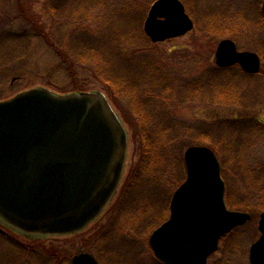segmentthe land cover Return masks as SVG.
I'll return each instance as SVG.
<instances>
[{
	"label": "rangeland",
	"instance_id": "1",
	"mask_svg": "<svg viewBox=\"0 0 264 264\" xmlns=\"http://www.w3.org/2000/svg\"><path fill=\"white\" fill-rule=\"evenodd\" d=\"M53 1L50 2L49 6L50 8L53 6L51 11L45 5L46 0L27 2L29 8H31V16L35 17L40 24L39 26L49 36L52 32V23L55 21L53 28L57 31L54 32L55 36L52 37L51 41L56 44V42L59 43L60 40L64 39V46L67 50L70 49L71 42H66L70 41L69 36L72 33H76V25H80L81 28L88 31L91 37L88 39L91 44H99L101 40L99 51L102 52V58L108 59L104 66L109 67L107 62L111 63V68H109L112 76H108L111 80L108 84L102 80L103 74L99 70L100 67L96 63V58L87 59L90 61L86 65L74 64L72 67H68L57 55L54 46L52 45V47L49 43L43 42L40 37L36 36L37 34L33 35L29 32L26 36L19 37L17 32H19L20 27L25 26V24H22L21 16L13 8V1L0 0V101L8 100L20 92L33 88H45L55 94L71 92L103 93L127 132L128 141L123 176L113 199L106 205L99 217L87 226L82 232L83 234L75 238L69 239L59 236L42 238L21 234L0 220V234L6 235L0 236V264L6 263V257L11 255L9 253L4 256V249L8 251L9 245H15L18 248L21 244L28 246L29 255L34 261L32 263L39 264L38 252L40 250L36 243L37 240L45 241L47 246L59 249L65 258L61 264H70L72 255L90 251L89 248L93 240H87V238L94 235L93 233L100 230V228H104L108 221L110 222L113 214L110 210L124 183L132 175L131 171L137 165L142 154L136 120L131 114L132 98L127 96L129 92L126 93L122 89L119 84L120 81L113 80V77H126L140 84V81L145 79L144 74L146 76H161L166 72L173 78H171L172 83L180 82V85L185 86L184 92L186 94L193 86L197 92L195 94L197 100H189L191 95L187 94V101L180 103L178 99L180 90L177 86L176 89H173L174 97L166 104H173L170 106L175 116L172 119L178 117L185 121L195 120V122H200L202 125L200 127L207 129V132L212 123L228 120L236 122L238 119L245 117L259 119L264 122V101L260 102L258 106L257 104L250 105L252 103L250 101L251 95L255 94L252 95L251 98H253L256 97L257 93L264 91L263 81H257L260 78L256 77L250 85V79L243 75L237 78L234 76L223 78L220 80V83L223 84L229 81L236 83L238 80V86L236 87L239 88L238 90L242 92V95L236 96V99L233 97L230 102L221 103L210 100L215 99L221 92L232 93L229 92L231 86H228V90L218 91L217 88L215 89L212 86L209 90L208 88L205 89L203 84V80L207 79L209 66H214V51L222 40L231 39L236 43L239 51H260L264 62V20L259 8L262 0H180L184 3L186 13L194 23L193 30L184 36L158 43L151 42L143 31V23L149 8L156 0H82L84 8L81 9L80 7V10L85 13L82 15L80 10H77V15H68L67 13L71 11L66 4L64 5L62 1L56 0L55 7ZM55 17L62 19L64 22L62 23ZM109 31L117 37L113 38L112 34L105 37L104 35ZM140 31L143 32L149 43L151 42L154 45L152 49L145 45V41L142 42L137 38L139 37L138 34H141ZM94 36L97 38H93ZM83 37L82 34L77 36L79 40ZM135 54H138V56L135 57ZM154 70L156 74H154ZM237 71H239L237 67L231 68L226 75H234ZM261 71L264 72V65H262ZM203 72L205 73L202 74ZM223 94H220V96ZM227 96L229 95L224 94V97L221 98L226 99ZM240 97L241 100H239ZM247 97L248 100H246ZM243 98L244 100H242ZM176 101L179 103H175ZM241 124L243 126V123ZM233 125L232 127L241 130V128L235 126V123ZM259 130L255 135L257 138L248 143V146L245 145V149L241 152V163L236 161L238 157L236 152L239 151L237 149L239 146L230 148V145L225 144V147L222 148L221 144L224 145L223 141H226L222 137L223 135H220L222 130H210L212 136L208 137V134H206V137L204 136L206 141L208 139L213 141L215 145L213 146L217 150L216 154L224 166L222 177L226 184L225 201L228 209L246 211L248 207L252 212H249L251 220L239 227L235 234L224 239L222 248L219 243L216 253L209 257L207 264H249L248 249L260 235L257 225L259 216L264 210L261 211V208L257 206L259 204L257 203L259 183H255L256 185L253 184V187L249 188L247 185L239 183L238 180L244 182L245 178L248 177L245 169L260 168L264 164V128L260 127ZM246 138L249 139L244 135L243 139ZM181 142L182 140L179 141L174 152L182 158L183 151L192 145L186 146ZM239 163L242 166L240 169H238ZM237 173L240 179L236 178ZM171 174L178 176L175 167L171 170ZM140 179L138 187H128L126 191L131 189L135 194L137 192L148 194L154 200L157 198V196H154L155 193L159 195L164 185L168 183L164 180L165 182L163 181L160 186L150 188L145 186L148 183L146 177ZM128 193H126L125 199ZM168 205L169 200L156 204L152 208L154 215H161L164 211L163 208ZM136 206L135 202L133 207ZM112 227L113 224L110 226V231ZM137 234L140 237L141 234L142 237L146 235L141 230ZM7 237L10 240H7ZM127 241L123 247L120 244L114 246L112 244L113 247L108 246L106 249H112L113 254H118L121 264H136L137 259L135 260V256L143 251L148 243L140 241V239L129 240L128 238ZM96 245L95 251L102 258H100L101 261L110 264V260L114 258L113 255L110 253L105 254V256L104 253L98 252L101 250L100 244ZM10 251L13 255L12 249ZM14 253L17 256L19 255L18 250ZM95 257L97 258V256Z\"/></svg>",
	"mask_w": 264,
	"mask_h": 264
},
{
	"label": "water",
	"instance_id": "2",
	"mask_svg": "<svg viewBox=\"0 0 264 264\" xmlns=\"http://www.w3.org/2000/svg\"><path fill=\"white\" fill-rule=\"evenodd\" d=\"M264 17V0L261 3ZM193 22L179 0H156L143 31L153 43L181 37ZM219 67L234 64L259 71L253 52H238L233 41L219 42ZM127 132L101 92L55 94L33 88L0 101V219L29 234L70 236L99 217L120 185ZM185 180L173 192L169 217L148 238L162 264H207L219 239L251 216L228 210L216 154L206 146L183 152ZM249 264H264V211ZM70 264H99L88 252Z\"/></svg>",
	"mask_w": 264,
	"mask_h": 264
},
{
	"label": "trees",
	"instance_id": "3",
	"mask_svg": "<svg viewBox=\"0 0 264 264\" xmlns=\"http://www.w3.org/2000/svg\"><path fill=\"white\" fill-rule=\"evenodd\" d=\"M13 1V8L16 9V13L19 14L22 18V24H25V26L22 28L20 27L19 32H17L19 37L26 36L27 33L31 32L33 35L37 34L36 36L40 37L43 42L46 44L49 43L51 46H54V49L57 52V55L61 58L62 62L67 64L68 67H72L74 64L76 65H86L89 64L87 59L96 58V63L99 64L98 67H100V71H102V80L106 82L107 84L111 80L108 76L111 75V63L107 62V65L110 67H105L104 63L108 59H104L101 57L102 52L99 51V48L101 46V40L99 44L93 45L89 42L88 38H91L89 36V33L84 28H81L80 25H76V33H72L69 36L70 41V49L67 50L66 46H64V39L60 40V42H52L51 39L53 36H55L56 29L53 28V22L50 32L51 36H49L47 33L44 32V29L39 26V22L35 19L34 16H31L30 11L31 8H29V5L27 2H30L31 0H11ZM53 0H46V6L49 9V11L52 10V7L50 8V2ZM56 0L53 1V5L56 7ZM66 4L67 8L70 9L71 12H68V15H77V10L83 9L84 2H81L82 0H60ZM52 5V4H51ZM87 6V5H86ZM88 7V6H87ZM81 15L85 14L82 10ZM67 16V15H66ZM55 19H57L55 17ZM64 22L62 19H57ZM60 25L59 23H57ZM19 28V27H18ZM61 30V28H60ZM141 34L137 37L142 42L145 41V45L150 47L154 46L149 43V40H147L143 34L142 31H140ZM79 33V34H78ZM83 35V39L79 40L77 38L78 35ZM112 34L113 38H116L117 35L114 33H111L110 31L107 32L104 36ZM143 36V37H142ZM93 38H97L94 36ZM68 40V39H67ZM51 42V43H50ZM52 46V47H53ZM121 48V47H120ZM138 54H135V57H137ZM115 60V59H114ZM136 61V60H135ZM134 62V61H133ZM104 66V68H103ZM207 71V79L203 80V84L205 85V89L208 88V90L212 87H215L216 90L222 91V90H228V86L230 85L231 88H238V80L236 83L234 82H227V83H220V80H222L225 77L230 76V74L226 75L227 72H229V69L223 70L218 69L214 66H209ZM106 69V70H105ZM239 70V69H238ZM99 71V72H100ZM70 72V70H69ZM154 74H156L155 70L153 71ZM151 72V73H153ZM203 72L202 74H204ZM238 74L234 75V77H238L243 75V73L239 70L237 71ZM245 76V75H243ZM145 79L140 81V84L131 81L130 79L126 77H113L112 79L115 81H120V86H122V89L124 91L129 92L128 97H131V111L132 116L136 120V127L138 128V134L140 139V147H141V157L135 166V168L132 169L130 177L126 180L124 183L121 192L119 196L117 197L113 207L111 208V219L110 222L108 221V224L106 223V226L103 228H100V230L93 233L94 235H91L87 238V240H93L91 242L89 252L93 253L95 256H97V259L99 260L100 264H107L103 263L101 261V257L98 256L97 251H95L96 244H100L101 250L98 252L104 253V255L112 254L114 257L110 262V264H121L119 262V256L118 254H113L112 249H106V247H111L116 244H120V246H124L128 241L127 239H140V241H146L147 242V235L151 233L158 225H160L165 219L168 217V206L166 208H163L164 211H162L161 215H154V211L152 208L156 206V204H160L163 201L169 200L174 190L184 181L185 179V171H184V165L182 158L178 153L174 152V149L177 147V144L180 140H182L181 143H183L186 146L189 145H205L210 147L212 150L217 152L215 145L213 144L212 140L206 141V134H208V137H211V131L215 130H222L220 135L222 134L223 138H225L226 141H223L225 147V144L230 145V148H233L235 146H239L237 148L239 151H237V159L236 161H239L241 163V152L245 149V145L248 146V143L254 141V138H257L255 135L257 131H260V126L256 124L247 125L242 124L238 121H225L220 123H212L209 127H211L208 132L207 129H204L200 124V122L194 121H185L180 118H174V111L170 107L173 104L167 102L171 101V98L174 97V91L173 89H176V87H179V102H185L187 101V94H190L189 100H197V93L193 86H191V89L188 90V93L186 94L184 92V87L180 85L181 83H172V77L169 73L164 72L161 76L153 75V76H146L144 74ZM246 77V76H245ZM172 78V79H171ZM133 79V78H132ZM209 81V82H208ZM103 82V83H104ZM137 83V84H136ZM105 84V83H104ZM112 84V83H111ZM125 85V86H123ZM227 85V86H226ZM113 86V84H112ZM134 86V87H133ZM124 87V88H123ZM126 87V88H125ZM188 88V86H187ZM186 88V89H187ZM230 88V89H231ZM135 89V90H134ZM182 89V94H181ZM233 90V89H231ZM229 90V92H232ZM111 94L112 91H110ZM224 92L219 93L218 96H216L215 99H211L212 102H230V100L234 97L236 99V94L231 93H224L229 96L226 97V99L221 98L224 97ZM237 93V92H236ZM110 94V95H111ZM185 94V95H184ZM220 94H223L220 96ZM210 99V98H209ZM176 100V99H174ZM247 100V98H246ZM176 101L175 103H179ZM211 102V103H212ZM188 122V123H187ZM235 123V126L241 128V130L236 129V127L233 124ZM247 125V126H246ZM213 129V130H212ZM211 130V131H210ZM215 133V132H214ZM248 133V134H247ZM250 133V134H249ZM247 136L249 139H243V136ZM205 136V137H204ZM182 138V139H181ZM250 140V141H249ZM243 143H247L244 144ZM214 145V146H213ZM226 149V148H225ZM240 153V154H238ZM235 161V162H236ZM239 163L238 169L242 168L241 164ZM222 166V172L224 170V166L221 163ZM176 168L178 172V176L172 175L171 170L173 168ZM246 170V175L248 177L245 178L244 182L241 180L238 182L243 183L247 185L249 188L253 187V184L259 183V194L257 203H259L257 206L258 208H261V211L264 210V164L260 168ZM170 172V176H169ZM257 173V174H256ZM255 175V176H254ZM147 178V184L145 186L147 187H155L160 186L162 182L168 181L166 185H164L163 190L158 195V193H155L154 196H157V198L154 200V198H150L148 194H141L140 192H137V194L133 193V190L131 189L126 191V189L132 186L138 187L140 185V178ZM237 179H240L237 173ZM164 181V182H165ZM255 184V185H256ZM252 186V187H251ZM129 192V193H128ZM156 192V191H155ZM128 193V196L125 199V195ZM133 193V194H132ZM148 196V197H147ZM152 199V201H150ZM136 202V207H133V204ZM119 204V206H118ZM141 206V207H140ZM231 206V205H230ZM243 206V205H241ZM246 208V207H244ZM242 209V208H239ZM249 210V211H248ZM247 212H251L250 209L247 207ZM252 213V212H251ZM113 224L112 230L110 231V226ZM106 229V231H104ZM238 228L233 229L229 233L222 236L220 239V247H223V240L227 237L231 236L232 234H235L237 232ZM144 232L146 234L144 237L139 236L137 232L139 231ZM81 234H77L70 237L65 238H75ZM143 234V235H144ZM0 236H6L5 234H0ZM64 238V239H65ZM7 240H10L7 237ZM37 246L39 248L38 252V258L39 264H61V262L65 259L64 254H61L59 249L54 248L52 246H47L45 241L37 240ZM112 246V247H113ZM27 245H19L18 248L15 245H9V250L6 249L4 252V256L8 255L9 253L11 255H8L6 258V263L4 264H33L34 262L31 259V256L29 255ZM13 252V255L11 253V250ZM18 250L19 255L17 256L16 252ZM105 255V256H106ZM137 256V257H136ZM135 256L136 264H161L158 260L155 259L153 254L151 253L148 244L146 245L145 249L141 251L139 254ZM101 258V259H100ZM121 261V260H120Z\"/></svg>",
	"mask_w": 264,
	"mask_h": 264
},
{
	"label": "flooded vegetation",
	"instance_id": "4",
	"mask_svg": "<svg viewBox=\"0 0 264 264\" xmlns=\"http://www.w3.org/2000/svg\"><path fill=\"white\" fill-rule=\"evenodd\" d=\"M182 2V1H181ZM182 4H183V6H184V3L182 2ZM185 7V6H184ZM260 7H261V5H260ZM259 7V8H260ZM260 12H261V9H260ZM229 40H231V39H229ZM232 41V40H231ZM234 42V41H233ZM234 44H235V47H236V50H237V46H236V43L234 42ZM217 48V47H216ZM215 51H216V49H215ZM215 51H214V58H215ZM238 52H244V51H239V50H237ZM250 52H252V51H250ZM253 53H255L257 56H258V58H259V71L257 72V73H248V72H246V71H244L241 67H240V65H238V64H234V65H231V66H225V67H219V66H217L216 65V63H214V67H216V68H218V69H223V70H226V69H231V68H235V67H237V69H239L242 73H243V75H245L248 79H250V81H249V85L250 84H252V81H255V78L256 77H258V78H260L259 80H257V81H263V85H264V77H262V76H264V72L262 73V71H261V69H262V65H264V62H263V60H262V55H261V52L260 51H257V52H253ZM236 74H238L237 72L236 73H234V75H236ZM234 75H230V76H234ZM262 78V79H261ZM258 88V87H257ZM231 89H233V90H231ZM230 90L232 91V93L231 94H236V96H241L242 95V92L240 91V90H238L239 88H231ZM237 92V93H236ZM251 93H252V91H251ZM252 95H255V94H252ZM252 95H251V97H252ZM250 97V101L252 102L250 105H252V104H257V106H258V104L260 103V102H262V101H264V91H261V92H259V93H257V95H256V97H253V98H251ZM239 100H241V97L239 98ZM242 100H244V98L242 99ZM247 100H248V97H247ZM249 109V108H248ZM238 122H240V123H247V125L249 126V125H252V124H256V125H258V126H260V127H262V128H264V122L263 121H261V120H259V119H254V118H249V117H245V118H242V119H238L237 120Z\"/></svg>",
	"mask_w": 264,
	"mask_h": 264
},
{
	"label": "bare ground",
	"instance_id": "5",
	"mask_svg": "<svg viewBox=\"0 0 264 264\" xmlns=\"http://www.w3.org/2000/svg\"><path fill=\"white\" fill-rule=\"evenodd\" d=\"M183 152H184V151H183ZM184 171H185V168H184ZM175 190H176V189H175ZM175 190H174V191H175ZM172 194H173V193H172ZM171 197H172V195H171ZM171 197H170V199H171ZM170 199H169V200H170Z\"/></svg>",
	"mask_w": 264,
	"mask_h": 264
}]
</instances>
